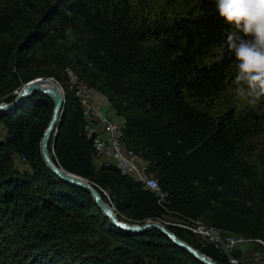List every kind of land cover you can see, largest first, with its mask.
Here are the masks:
<instances>
[{
    "label": "trees",
    "instance_id": "trees-1",
    "mask_svg": "<svg viewBox=\"0 0 264 264\" xmlns=\"http://www.w3.org/2000/svg\"><path fill=\"white\" fill-rule=\"evenodd\" d=\"M153 1L0 0V37H8L0 45V103L13 102L10 94L37 77L64 84L41 70L52 54L41 62L36 53L66 39L61 28H74L78 73L123 117V141L149 162L167 202L116 167L94 165L82 104L64 85L55 162L97 185L130 223L171 216L264 243V114L220 111L214 102L237 68L227 43L234 28L214 0H196L188 11L180 0ZM52 110L38 93L0 114L7 131L0 141V264H203L160 231L133 235L114 227L90 194L48 169L40 141ZM15 155L32 172L18 171ZM167 227L217 263L231 264L189 230ZM233 255L245 264L242 251Z\"/></svg>",
    "mask_w": 264,
    "mask_h": 264
},
{
    "label": "built area",
    "instance_id": "built-area-1",
    "mask_svg": "<svg viewBox=\"0 0 264 264\" xmlns=\"http://www.w3.org/2000/svg\"><path fill=\"white\" fill-rule=\"evenodd\" d=\"M82 102V101H81ZM83 106V103H82ZM85 125L84 130L89 139H93V162L97 168L114 166L120 172L143 185L144 189L154 194L161 205L167 202L168 194L163 192L158 179L149 170V162L128 148L123 141L124 122L118 123L97 106H83ZM183 226L175 225L189 230L200 236L208 243L213 244L227 254L231 264H239L233 253L245 245L264 243L241 235L221 230L201 221L183 222Z\"/></svg>",
    "mask_w": 264,
    "mask_h": 264
},
{
    "label": "rangeland",
    "instance_id": "rangeland-1",
    "mask_svg": "<svg viewBox=\"0 0 264 264\" xmlns=\"http://www.w3.org/2000/svg\"><path fill=\"white\" fill-rule=\"evenodd\" d=\"M153 2H154V5L155 4L159 5V4L163 3V0H154ZM195 3H196V0H193V2L191 0H180V2H178L179 7L181 9H184L185 11L190 10L194 6ZM72 30L67 31L65 28L64 29L61 28V31L66 32V35L68 38L66 37V39H65L63 37H60V38L58 37L54 42H52L47 47L42 48V50L39 49V51L36 53V56H37V59L41 62L45 61V57H47L45 55L46 52L48 55L52 54L51 56H49L50 59L47 60V63L44 64V68L41 66V68H42L41 70H43V71L46 70L47 72H53V73L56 72L61 77H64V79H65L64 84H63L64 87H68L71 90H75L76 96L79 98L80 102L82 101L81 104L83 103L84 107L89 104L90 106L100 107L103 110V107H102L103 105H101L99 103V100L101 98H103V96L104 97H106V96L103 95L101 92L97 91L95 88L91 87L88 83H86L85 78L78 73L79 70H77L78 67H77V64L75 62L76 60L74 57V56H77L78 53H76L77 52L76 49H73V45L76 44V42L78 40L74 36ZM7 38H8L7 36H1L0 37V45L7 42ZM64 44L66 46H64ZM67 46L72 48V50H70ZM69 58H70L69 63L72 66H70L68 63H66ZM236 72H237V68H233L232 72H231V76H230V78L226 84V87H227L226 91L222 94V96H220V98L218 100L214 101L216 104L215 108L217 110H220V111L235 109L238 112L243 111V110H255L258 114H264V97H261L260 100L256 104H251L247 100H244L237 95V93H236L237 85L234 83V77H235ZM44 78H52L56 82L58 87H62L64 90L63 85L60 82H58L54 77H44ZM230 80H231V82H230ZM27 83H25V84H27ZM25 84H23V86ZM23 86H21L17 90H14L12 92V94H10V95L16 96ZM8 95H6L5 97H7ZM108 102H109V100H108ZM109 104H110V102H109ZM108 108L112 109L111 105ZM110 112L113 113V110H110ZM83 113H84V110H83ZM116 116H117V114H116ZM116 118H117L118 123L122 124V122L124 121L122 116H118ZM6 133H7V131H6L5 126L0 123V141H3L5 139ZM14 158H15L14 159L15 160V167L18 171H20V172H25V171L32 172L31 165L25 159H23L22 157H20L18 155H15ZM98 169H100V168H98ZM102 192L104 193V195L107 198H109V193L107 191L102 190ZM165 218H166V220L164 222V225H166V226H168V225L183 226L182 225L183 222L177 218H173L171 216H166ZM123 219L125 220V218H123ZM81 234H83V233H81ZM86 234L88 236H91L94 239H96V237H94L96 235L95 232L87 231ZM192 234H194V233H192ZM194 236H196L202 242H207L206 240H204L203 238H201L198 235L194 234ZM209 244H211V243H209ZM220 251L223 253V251L221 249H220ZM238 251H242V256H243L242 262L245 264H264V249L260 245H253V244L245 245V246L241 247ZM225 256L228 258L227 254H225Z\"/></svg>",
    "mask_w": 264,
    "mask_h": 264
},
{
    "label": "water",
    "instance_id": "water-1",
    "mask_svg": "<svg viewBox=\"0 0 264 264\" xmlns=\"http://www.w3.org/2000/svg\"><path fill=\"white\" fill-rule=\"evenodd\" d=\"M47 82L52 83L53 86L48 88L46 86ZM54 82L52 78L37 77L21 88L13 102L0 103V114L9 115L14 113L19 106L26 103L38 93L45 95L52 101L53 110L51 119L40 141L41 157L48 169L65 183L76 186L90 194L103 216L108 219L114 227L133 235H142L150 230L160 231L169 238L175 246L186 250L201 263L219 264L186 241L180 239L162 222L149 220L143 224H136L120 218L116 209L104 199L101 189L97 185L82 176L66 171L55 162L51 154H55V147L59 137L61 116L65 109V92L62 87H58L55 85L56 82Z\"/></svg>",
    "mask_w": 264,
    "mask_h": 264
},
{
    "label": "clouds",
    "instance_id": "clouds-1",
    "mask_svg": "<svg viewBox=\"0 0 264 264\" xmlns=\"http://www.w3.org/2000/svg\"><path fill=\"white\" fill-rule=\"evenodd\" d=\"M216 10L234 31L227 43L234 52L237 95L251 104L264 97V0H214Z\"/></svg>",
    "mask_w": 264,
    "mask_h": 264
},
{
    "label": "crops",
    "instance_id": "crops-1",
    "mask_svg": "<svg viewBox=\"0 0 264 264\" xmlns=\"http://www.w3.org/2000/svg\"><path fill=\"white\" fill-rule=\"evenodd\" d=\"M99 103H100L101 105H103V106H102V107H103V110H104L106 113H108L110 117H112L113 119H115V120L117 121V118H116V117H118V116H116L115 111H114L113 109H111V108H108V107H110V104H109L107 98L103 96V98H101V99L99 100ZM107 106H108V107H107ZM109 109H110V110H113V113H111ZM123 122H124V121H123ZM123 122H122V123H123Z\"/></svg>",
    "mask_w": 264,
    "mask_h": 264
},
{
    "label": "bare ground",
    "instance_id": "bare-ground-1",
    "mask_svg": "<svg viewBox=\"0 0 264 264\" xmlns=\"http://www.w3.org/2000/svg\"><path fill=\"white\" fill-rule=\"evenodd\" d=\"M46 84H47L46 86H47L48 88L53 86V84L50 83V82H47ZM55 85H57V84L55 83ZM57 86H58V85H57ZM51 156H53V154H51Z\"/></svg>",
    "mask_w": 264,
    "mask_h": 264
}]
</instances>
